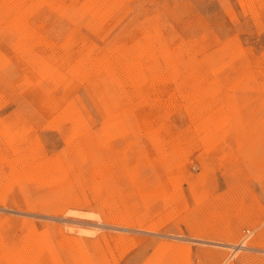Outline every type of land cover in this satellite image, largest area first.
Wrapping results in <instances>:
<instances>
[{"label":"rangeland","instance_id":"rangeland-1","mask_svg":"<svg viewBox=\"0 0 264 264\" xmlns=\"http://www.w3.org/2000/svg\"><path fill=\"white\" fill-rule=\"evenodd\" d=\"M0 264H264V0H0Z\"/></svg>","mask_w":264,"mask_h":264},{"label":"bare ground","instance_id":"bare-ground-1","mask_svg":"<svg viewBox=\"0 0 264 264\" xmlns=\"http://www.w3.org/2000/svg\"><path fill=\"white\" fill-rule=\"evenodd\" d=\"M85 61V60H84ZM80 62V61H79ZM260 66V65H259ZM249 67V66H248ZM157 77V76H156ZM56 84V83H55ZM69 97V96H68ZM11 151V150H10ZM24 154V153H23ZM100 161V160H99ZM115 209V208H114ZM260 234V233H259ZM261 236V235H260ZM249 244V243H248ZM239 245V244H238ZM243 245V244H242ZM245 245V244H244ZM239 248V246H238ZM32 249V248H31ZM233 254V253H232ZM31 255V254H30ZM37 262V261H36Z\"/></svg>","mask_w":264,"mask_h":264}]
</instances>
